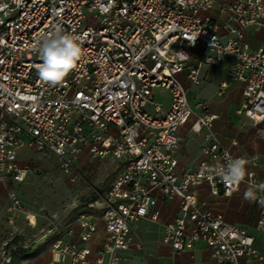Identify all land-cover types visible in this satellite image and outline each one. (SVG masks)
I'll return each mask as SVG.
<instances>
[{
  "label": "built area",
  "instance_id": "1",
  "mask_svg": "<svg viewBox=\"0 0 264 264\" xmlns=\"http://www.w3.org/2000/svg\"><path fill=\"white\" fill-rule=\"evenodd\" d=\"M217 1L0 0V182L27 178L31 165L18 161L26 147L54 155L65 172H77L84 151L118 163L109 189L79 215L75 238H70L75 234L71 224L51 223L44 230L42 238H49L52 252L48 264H120L133 240L134 223L156 219L158 200L176 196L180 213L164 224L163 238L174 251L204 242L226 264H262L255 234L205 207L197 191L206 183L212 194L231 196L249 184L257 198L256 229L264 234V181L256 170L246 169L244 180L235 185L210 171L226 165V156L242 157L253 167L258 158L234 155L211 131L203 156L192 166L181 167L176 156L178 131L194 114L180 75L187 71L190 82L199 85L203 64L228 63L229 81H222L220 94L231 81L244 82L237 113L264 138V35L257 48L246 38L250 29L264 31V0L219 4L227 16L223 23L210 15ZM54 25L82 38L79 62L55 85L39 78L35 66L41 61L33 49ZM198 46L203 56L190 65L191 50ZM158 88L170 93L168 107L155 99ZM197 108L194 133L209 129L217 118L206 102ZM8 198L13 223L24 204L16 190ZM26 218L36 224L34 214ZM100 218L105 235L93 246Z\"/></svg>",
  "mask_w": 264,
  "mask_h": 264
},
{
  "label": "crops",
  "instance_id": "2",
  "mask_svg": "<svg viewBox=\"0 0 264 264\" xmlns=\"http://www.w3.org/2000/svg\"><path fill=\"white\" fill-rule=\"evenodd\" d=\"M234 1L218 0L214 8L210 11V15L214 21L223 23L227 17L225 13L220 12L219 4L229 5ZM263 35V30L250 29L247 32L246 38L252 48H257L261 45ZM202 56V47L198 46L192 49L190 65H197ZM227 68L228 63L226 61H223L220 67L203 64L200 71L202 83L199 85L190 82L187 71L180 75L183 84L188 90V96L193 105L194 114L191 116L189 122L181 126L178 131L180 144L176 156L179 159L181 167L192 166L196 160L203 156L202 147L208 143V133L211 131L220 143L234 155L256 156L259 164L254 167L247 165L246 169L256 170L258 177L264 181V138L258 136L256 125L247 117L237 113V109L244 100V82L239 80L231 81L227 89L220 94L222 81H229ZM157 90L155 92V99L163 102L168 107L171 102L170 93L162 88H158ZM157 92L161 95L160 99L157 98ZM200 101L206 102L208 106L207 110L217 114V118L213 120L209 129L203 127L200 132L194 133L191 128L196 121L197 114L200 112L197 108V104ZM237 124H240V127H237ZM86 157H91L88 151H84L80 155L77 161L78 167L86 162ZM99 159L117 162L111 156ZM18 161L21 164L30 162L32 164V161L21 159L19 154ZM115 171L116 169L114 170V174ZM24 181L16 182L10 179L0 182V243L3 235L7 230H10L8 229L10 227L9 224H12L9 222V214L11 212L8 210V193L10 190L18 191L23 204H25L20 192ZM251 188L249 184H243L241 190L231 196L214 195L211 193L209 185L205 183L199 186L197 191L200 199L204 201L205 207L214 213L222 214L229 223L245 227L254 233L256 236V245L264 254V234L258 232L256 229L259 215L258 206L255 202L250 203L244 198V192ZM180 208L181 198L179 196L173 199L160 198L155 207L158 213L156 219L146 217L134 223L135 232L133 240L130 243L129 249L122 252L124 259L120 264H226L216 259L204 242H197L193 248L182 251H174L169 244L164 242V224L173 220L180 213ZM22 215V212H17L13 223H20V217ZM72 226L75 229V234L70 236V238H75L79 231V225L76 222ZM104 235L105 222L103 218H100L98 230L90 241L91 245H99ZM142 246L144 249H142ZM51 259L52 252L48 244L40 253L18 259L13 264H48ZM0 264L4 263L0 261ZM244 264H253V262L246 261ZM262 264H264V259Z\"/></svg>",
  "mask_w": 264,
  "mask_h": 264
},
{
  "label": "rangeland",
  "instance_id": "3",
  "mask_svg": "<svg viewBox=\"0 0 264 264\" xmlns=\"http://www.w3.org/2000/svg\"><path fill=\"white\" fill-rule=\"evenodd\" d=\"M19 157L32 161V169L20 189L25 202L20 223L9 224L10 230L1 238L0 261L4 264L40 253L49 244V238H42L49 224L75 225L89 204L106 193L118 166L114 161L86 157L77 172H65L54 155L31 147L23 148ZM27 213L36 215L35 225L29 223Z\"/></svg>",
  "mask_w": 264,
  "mask_h": 264
},
{
  "label": "clouds",
  "instance_id": "4",
  "mask_svg": "<svg viewBox=\"0 0 264 264\" xmlns=\"http://www.w3.org/2000/svg\"><path fill=\"white\" fill-rule=\"evenodd\" d=\"M81 40V37L65 32L59 25H54L51 33L40 37L33 45V49L38 52L41 61L35 66L41 81L55 85L66 78L81 58ZM226 160V165L210 171L226 185L239 184L246 175L247 161L242 157L229 158L227 156ZM244 198L250 203L257 199L251 190L245 192ZM260 203L264 205V199H261Z\"/></svg>",
  "mask_w": 264,
  "mask_h": 264
},
{
  "label": "trees",
  "instance_id": "5",
  "mask_svg": "<svg viewBox=\"0 0 264 264\" xmlns=\"http://www.w3.org/2000/svg\"><path fill=\"white\" fill-rule=\"evenodd\" d=\"M90 209H88V210H85L84 212H87V211H89ZM14 263V262H13ZM13 263H11V262H9L8 264H13Z\"/></svg>",
  "mask_w": 264,
  "mask_h": 264
},
{
  "label": "bare ground",
  "instance_id": "6",
  "mask_svg": "<svg viewBox=\"0 0 264 264\" xmlns=\"http://www.w3.org/2000/svg\"><path fill=\"white\" fill-rule=\"evenodd\" d=\"M33 218V217H32ZM34 219V218H33Z\"/></svg>",
  "mask_w": 264,
  "mask_h": 264
}]
</instances>
